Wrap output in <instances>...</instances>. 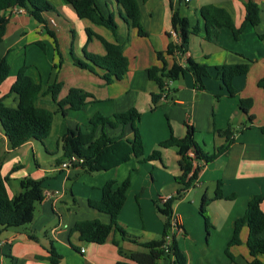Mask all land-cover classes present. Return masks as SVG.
Segmentation results:
<instances>
[{
    "label": "crops",
    "instance_id": "1",
    "mask_svg": "<svg viewBox=\"0 0 264 264\" xmlns=\"http://www.w3.org/2000/svg\"><path fill=\"white\" fill-rule=\"evenodd\" d=\"M46 1L55 10L44 14L46 25L38 23L29 15H21L17 12L18 9L0 12V20L8 18L5 34L0 42V58H5L10 66L9 76L0 86V98H3V103L8 107L17 106L18 97L10 93V88L23 65L29 67V76L47 86L51 82L49 74L57 65L59 54L61 64L56 68L55 74L56 82L62 83V87L57 100L63 99L72 88L91 94L93 99H89L80 111H67L65 117L60 113L54 114L48 138L54 136L58 147L56 151H48L45 146L48 138L40 143L46 155L52 159L48 167H41L37 162L41 157L40 147L37 145L39 142L28 141L19 148L10 149L0 125L1 175L7 180L8 196L12 198L20 192L19 184L24 178L43 181L44 187V198L36 204L30 224L0 230V264H52L48 260L51 245L61 257L57 264H116L123 260L127 264H135L125 260L123 256L145 253L138 243L122 240L117 233L112 232L103 244L97 245L82 242L78 233L73 230L74 225L81 221L97 219L103 224L109 223L108 215L88 205L89 200L97 202L101 199V188L109 180L120 184L127 177L130 178L126 201L118 218L119 225L129 235L138 238L139 243H144L151 241L163 230L164 217L158 216L154 197L162 200L181 189L175 182L180 174L179 157L175 148L174 153L164 149L160 163L165 167V155H170L178 174L175 171L171 174V181L158 189H148L141 169V180L139 176H130V172L137 171V168L129 164L133 161L137 165L146 164L138 163L135 159L93 175L85 173L80 166L61 168L65 161L62 158L61 138L70 130L89 132V120L96 114L111 119L116 113L136 108L141 114L137 124L141 123L138 129L144 156L148 147L154 149L171 132L175 137L182 138L186 132L185 124L193 127L194 141L205 154H213L230 141L225 155L200 168L197 174L198 184L189 189L180 201L191 199L193 204H200L204 194L213 196L216 183L220 181L222 198L207 206V210H210L208 217L212 216L213 229L220 226L229 239L235 220L244 214L252 197H262L260 209L264 212V133L260 131L264 127V88L258 86V82L264 78V40L259 38L264 35V0H252L259 8L257 26L247 25L237 40L228 28L223 27L215 42L205 39V22L200 9L207 5L222 8L231 17L235 28H239L245 20L244 4L248 0H191L188 4L175 0H137L140 23L147 35L145 37L138 36L136 30L124 21V12L114 0H96V3L104 15H112L117 24L116 34L103 26L79 19L65 0ZM174 11L198 28L196 34L189 35L188 50L176 58L177 61L183 63L181 65L188 59L204 64L207 66L208 76L202 80V90L195 88L193 77L188 74L169 83L170 98L160 100L156 105V108H162L166 113L168 124L154 130L149 143L144 123L158 114L155 113L156 108L151 110V95L157 94L159 90L154 82L147 79L146 71L159 66L156 52H164L170 43L178 45L180 42L171 23ZM87 28L108 42L122 45L128 60V72L122 80L106 84L97 75L73 65L71 53L81 60L84 59V51L97 56L105 54L97 39L93 37L88 40L85 32ZM37 43H41L42 48ZM165 60L170 66L175 58L165 56ZM247 62L250 63L249 71L232 80L235 96L230 97L216 68ZM240 99L251 101L247 114L239 109ZM37 104L52 112L56 111V105L48 95L39 97ZM56 115L61 117L55 125ZM250 115L253 116L251 124L247 119ZM228 127L231 130L228 140L216 133V130ZM100 131V128L96 130V136L100 135ZM105 132L111 137L121 135L124 139L132 138L129 126L117 129L106 127ZM151 169L154 170L155 166L152 165ZM151 182H154L153 178ZM74 200L77 201V206H74ZM180 201L174 207L171 221L175 219L182 229L181 233L184 232L185 237L190 239L186 232V221L178 216L182 204ZM136 219H140L141 227L135 226ZM151 223L153 226H148ZM163 260L164 264L169 263L167 259ZM249 260L250 258L247 262ZM259 260L264 262V255L259 256Z\"/></svg>",
    "mask_w": 264,
    "mask_h": 264
},
{
    "label": "trees",
    "instance_id": "2",
    "mask_svg": "<svg viewBox=\"0 0 264 264\" xmlns=\"http://www.w3.org/2000/svg\"><path fill=\"white\" fill-rule=\"evenodd\" d=\"M72 6L79 19L100 25L116 34L117 24L112 15H104L99 9L96 0H65ZM107 1V0H104ZM124 12V21L136 30L138 36L145 37L140 23V8L137 0H114ZM23 9L26 14L31 16L38 23L46 25L43 16L46 13L55 12L51 3L46 0H0V12ZM245 20L239 28H235L231 17L222 8L212 5L203 6L200 9V15L205 22V39L209 42H215L221 28H228L235 40L238 39L244 28L249 25L255 27L259 24V8L252 0L244 4ZM8 18L0 20V42L5 34ZM174 31L179 36V44L170 43L164 52H156V60L159 66H153L146 71L147 79L154 82L159 92L151 95V110L156 108L160 100H166L168 95V82L176 81L185 75H191L194 80V86L197 90L203 89L202 80L208 76L207 66L188 59L184 65H181L177 59L188 50V38L191 34H196L198 28L192 26L190 22L174 11L171 18ZM88 40L97 39L105 50L103 56L89 54L84 51V59H78L71 53L73 65L77 68L87 70L97 75L106 84L122 80L128 72V60L123 52V47L117 43L106 41L101 36L95 34L90 29L85 30ZM51 36L52 34L48 32ZM264 40V35L259 36ZM42 48L41 43H37ZM165 56L174 57V62L168 66ZM177 58V59H176ZM61 64V57L58 54V63L49 74L51 81L47 86L36 82L28 75V66L23 65L17 72L14 83L10 88V93L18 97V104L15 108L6 106L3 98H0V125L6 136L10 149L19 148L28 141L44 142L50 135L53 116L60 113L63 117L67 111L82 110L89 99L93 96L80 89L72 88L68 94L60 100H57L61 90L62 83L56 82V68ZM250 63L236 65H224L217 67V75L225 87L230 97L235 96L232 87V80L237 76L247 74ZM10 66L5 58H0V86L9 76ZM258 86L264 88V78L258 82ZM50 96L52 102L56 105V111L52 112L46 108L38 106L39 97ZM239 109L247 114L251 101L239 100ZM140 112L132 107L124 112L113 115L107 119L99 114L94 115L89 120V132H82L79 129L68 131L61 138L62 158L67 160L73 156L81 159L80 166L85 173L93 175L100 172L112 170L121 164L135 159L138 163L147 161L161 160V150L175 148L179 157L178 166L180 174L175 178V182L181 189L169 199L154 202L157 212L164 217L162 237L159 240H151L139 243L138 238L129 235L118 222L119 215L126 201V193L130 186V178L127 177L120 184L114 180L107 181L101 188V199L99 201H88L90 208L102 212L109 217V223L103 224L99 220H88L77 222L73 230L79 235L82 242L103 244L109 235L114 232L122 240L138 243L143 247L145 253H131L123 256L125 260L135 264H155L158 260L167 259L168 264H185V256L179 249L176 240L172 237L171 243L168 238L171 232V218L175 207V202L181 200L183 195L194 187L197 174L200 168L193 169V161H202L204 165L212 162L221 155L228 152L230 141L227 145L218 148L211 155L205 154L194 141V130L190 125L185 124V135L177 138L170 133V136L158 144V149L152 151L148 157H144V147L141 134L136 124L140 121ZM248 123L251 124L253 116H248ZM129 126L132 132L131 139H124L123 136H108L105 128L117 129ZM100 128L101 134L96 136V130ZM230 127L225 130H216V133L228 140ZM264 133V127L260 128ZM192 155V157L190 156ZM6 178L1 175L0 164V230L18 228L30 224L33 221L35 206L44 198L43 181L24 178L20 181V192L10 198L6 188ZM222 198L221 182L216 183L215 191L212 197L204 194L200 201L199 213L204 220L205 230L208 232L210 227L206 213L207 206ZM262 197L254 196L247 203L244 214L235 220L233 231L228 246H238L241 244L240 233L243 228L247 229L246 247L250 260L247 264H263L259 256L264 255V239L260 236L264 232V212L260 209ZM76 201L74 200V206ZM167 240L169 241L167 243ZM119 253L122 254V252ZM226 255L233 259L229 250L226 249ZM60 255L56 253L51 245L49 249L48 260L52 264L60 261ZM116 264H127L124 260Z\"/></svg>",
    "mask_w": 264,
    "mask_h": 264
},
{
    "label": "rangeland",
    "instance_id": "3",
    "mask_svg": "<svg viewBox=\"0 0 264 264\" xmlns=\"http://www.w3.org/2000/svg\"><path fill=\"white\" fill-rule=\"evenodd\" d=\"M173 82L176 81H172V83ZM155 113L158 114H156V116L151 118L150 120H146L144 123L145 130H147L146 140L149 143H150V135H152L153 131L159 130L160 127L168 124L167 123L168 121L165 118L167 117L166 113L162 111V108L160 109L159 107H157ZM79 115H83V113L81 114L79 113ZM60 117L61 115L55 116V120H54L55 125L59 121ZM140 124L141 123L136 124L137 128L140 127ZM149 124L150 126H148ZM84 125L86 126L87 124L85 123ZM169 125H170V121H169ZM171 125H174V123L171 122ZM81 128H85V127H81ZM150 129L151 132L149 131ZM200 144L202 145V142H200ZM37 145L40 147V152H41V157L37 159V162L41 167L43 166L48 167L52 159L51 157L46 155L45 150L40 143H37ZM45 146L48 151H56V148L58 147L56 143V138L54 136L48 138V141L45 143ZM157 149H158V145L154 149L151 148L149 149L148 147V149L145 150L146 156L144 157H148V155H150L152 151ZM165 150H169L172 153H174L175 151V149L173 148L165 149ZM163 151L164 150H161V154L163 153ZM145 163L146 164L143 165H137L133 161L132 164H129L130 166L132 165L135 166V169L137 168V171L130 172V176L131 177L139 176V171L141 169L143 176L146 177L147 186L149 187L148 189H150V187H154L158 189L166 182L171 181V174H173L176 171V167H177V166L175 167L176 164L175 165L173 164V160L170 155H165V167L161 165L159 160L147 161ZM152 165L155 166L154 170L151 169ZM176 174H178V171H176ZM139 178L141 180V174ZM151 178H153L154 182H151ZM13 191H14V185L12 184L11 192ZM154 200L156 201V197H154ZM179 201L180 200H177L175 202V205H177ZM181 203L182 204L180 205L178 216L181 218V220L182 218H184V220L186 221V228L189 230L188 231L186 229V232L188 233L187 235H190L191 238L189 239L188 237H185L186 235L184 232H182L181 234H178L177 232H173V233L169 232L168 238L170 243L172 237H174V239L176 240L179 249L183 252L185 256V262H186L185 264H247L249 255L246 247L247 230L245 228L240 233L241 244L238 246L229 247L228 243L230 239L225 237L226 234L225 231H222L220 226L216 230L213 229L212 216L210 215V218L208 217L209 216L208 211L210 212V210H207L206 208V213H205L210 223V227L207 232L205 230L204 220L199 213L200 204H193L191 199L184 200ZM77 205L78 204L76 201L75 206ZM157 214L159 217H162L158 212ZM136 222L137 223L135 226H139V227L142 226L140 219L138 220L136 219ZM148 226L152 227L153 223H151V225ZM162 232L163 230L160 232L158 236H154L151 240H159L162 237L161 236ZM260 238L264 239V232L261 234ZM226 249L229 250V253L233 257V259L229 258L226 255L225 253ZM155 264H164V260L163 259L158 260Z\"/></svg>",
    "mask_w": 264,
    "mask_h": 264
},
{
    "label": "built area",
    "instance_id": "4",
    "mask_svg": "<svg viewBox=\"0 0 264 264\" xmlns=\"http://www.w3.org/2000/svg\"><path fill=\"white\" fill-rule=\"evenodd\" d=\"M175 1H180V2H183V3H185V4H188V3L191 2V0H175ZM17 12L20 13L21 15H27V14H26V11L23 10V9H18ZM180 56H182V55H180ZM181 64H183V63H181ZM168 83H170V82H168ZM168 85H169V84H168ZM190 156L192 157V155H190ZM81 162H82L81 159H78L77 157L73 156V157H71V158L65 160V161L61 164V168H62V169H69V168H71V167H73V166H77V165H78L79 163H81ZM203 166H204V164H203L202 161H198V160H194V161H193V167H194L193 169H196V168H202ZM197 184H198V182H197V179H196L195 182H194V186H196ZM170 197H171V196L166 197V198L162 199V201H165V200L169 199ZM181 231H182V229L180 228V226L178 225V223L176 222V220H175V219L172 220V221H171V232H172V233H173V232H177L178 234H180ZM178 234H176V235H178ZM168 242H169V241H168ZM168 242H167V243H168ZM81 252H83V251H81Z\"/></svg>",
    "mask_w": 264,
    "mask_h": 264
}]
</instances>
